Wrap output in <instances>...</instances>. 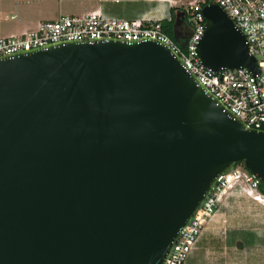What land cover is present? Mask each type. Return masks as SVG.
Here are the masks:
<instances>
[{"label":"water","instance_id":"95a60500","mask_svg":"<svg viewBox=\"0 0 264 264\" xmlns=\"http://www.w3.org/2000/svg\"><path fill=\"white\" fill-rule=\"evenodd\" d=\"M214 72H258L203 9ZM264 183V131L231 114L170 45L65 42L0 58V264H165L218 178Z\"/></svg>","mask_w":264,"mask_h":264},{"label":"built area","instance_id":"2783aa9c","mask_svg":"<svg viewBox=\"0 0 264 264\" xmlns=\"http://www.w3.org/2000/svg\"><path fill=\"white\" fill-rule=\"evenodd\" d=\"M212 4L221 6L245 35L251 54L257 59L258 72L243 67L214 72L201 63L197 49L206 30L203 9ZM186 11L190 30L185 50L163 31L161 20L147 17L128 20L95 10L84 15L62 14L19 35L0 37V58L65 42L158 41L170 45L183 60L185 69L247 128L264 131V0H192ZM260 184L243 164L220 176L181 233L165 264H186L211 223L219 224L217 232L226 238L240 197L252 208L264 209ZM230 197H236L232 203L227 202ZM260 233L264 236V226Z\"/></svg>","mask_w":264,"mask_h":264},{"label":"crops","instance_id":"0c3cea01","mask_svg":"<svg viewBox=\"0 0 264 264\" xmlns=\"http://www.w3.org/2000/svg\"><path fill=\"white\" fill-rule=\"evenodd\" d=\"M19 0H15L14 5L7 4L16 14L4 16L5 20H15L17 27L5 32L8 37L19 35L32 30L40 22L33 20L32 16L21 11ZM35 3L43 4L46 7H57V14L64 15H84L95 10L118 18L133 20L144 17L153 20H168L171 17V8L178 7V0H33ZM0 6H3L0 4ZM1 8V7H0ZM4 12L0 11V15ZM13 17V18H12ZM57 19V18H56ZM169 21V20H168ZM177 32L180 37H186L189 33L187 25L180 23ZM238 205V204H237ZM243 208V207H242ZM251 209H256L252 208ZM259 208L254 212L256 213ZM250 215L251 213H245ZM258 214V213H256ZM264 214V212H263ZM262 214V215H263ZM237 215L231 218V230L226 238H222L218 232L210 231L209 227L204 231L197 248L193 252L196 254L193 264H264V236L260 230L264 226V217L250 215L243 219L242 223L236 221ZM260 217V218H259ZM255 218V219H254ZM238 231V234H234ZM198 257V261L195 260Z\"/></svg>","mask_w":264,"mask_h":264},{"label":"rangeland","instance_id":"374dc122","mask_svg":"<svg viewBox=\"0 0 264 264\" xmlns=\"http://www.w3.org/2000/svg\"><path fill=\"white\" fill-rule=\"evenodd\" d=\"M7 0H0V4L3 6H0V11L4 12L2 15H0V36L3 35H7V33L5 34V32L7 31H11L13 29H15L17 27V23L15 20L9 19V20H5L4 16L7 14L8 16H11L13 14H16L15 11L12 10V8L9 5H14L15 0H8L9 5L7 4L8 2H6ZM58 1V0H57ZM192 0H178V6H181L185 9H187V7H189V3ZM20 3L21 6V11H24L28 14H30L33 18V20H39V21H43V20H48V19H56L59 17V15L57 14V7L56 5L54 6H50V7H46L43 4H39V3H35L33 0H19L18 1ZM233 194L235 193V191H232ZM236 198V197H234ZM233 197H230L229 199H227V202L232 203L233 202ZM237 203H239L238 208L235 210L236 212V221L238 223V221L240 223H242V220L246 217H250V215L256 216L259 214L260 217H264V209H260L257 210L256 214L254 211L257 209H251V205L249 202H247L246 199L244 198H239L237 199ZM243 207V208H242ZM238 212V213H237ZM251 213L250 215L245 214V213ZM263 214V215H262ZM259 217V218H260ZM246 218L244 219L246 221ZM255 219V218H254ZM219 224L217 223H211L208 227L210 229V231H215L217 232V229L219 228L218 226ZM234 234H238V231H235ZM193 256V255H192ZM194 257H196V254H194ZM194 257H189V259L187 260L186 264H193L194 262ZM198 261V257L195 259Z\"/></svg>","mask_w":264,"mask_h":264},{"label":"trees","instance_id":"16d2710c","mask_svg":"<svg viewBox=\"0 0 264 264\" xmlns=\"http://www.w3.org/2000/svg\"><path fill=\"white\" fill-rule=\"evenodd\" d=\"M171 12V21L163 20L161 21L163 31L182 49H186L187 45V38L186 37H180L179 33L177 32V29L180 25V23H185L187 25V29L190 30V26L187 23V11L185 8H178L173 7L170 10ZM260 189L264 193V183L260 184Z\"/></svg>","mask_w":264,"mask_h":264}]
</instances>
